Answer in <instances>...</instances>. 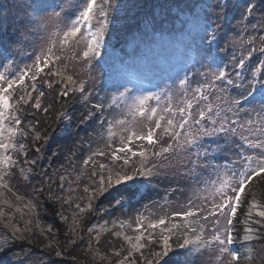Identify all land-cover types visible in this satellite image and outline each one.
Masks as SVG:
<instances>
[{"label":"snow or ice","instance_id":"obj_1","mask_svg":"<svg viewBox=\"0 0 264 264\" xmlns=\"http://www.w3.org/2000/svg\"><path fill=\"white\" fill-rule=\"evenodd\" d=\"M16 7L19 12L11 23L10 6L4 5L0 12V204L9 209L14 207L6 196V192L12 191L10 177L14 169L18 168L27 179L24 174L31 169L23 165L36 163L35 159L28 160V148L22 140L29 136L30 130L34 140L40 139V133L34 126L30 129V122H24V106L41 107L40 97L45 94L38 92L41 85L49 89L58 85L60 97L79 93L87 105L95 98L96 83L91 73L100 67L105 69L113 91H106L81 118V124L92 122L97 116L107 123L106 129L104 123L100 124L107 133L105 149L93 152L83 161L84 165L93 164L91 176L95 178L92 180L95 187L90 200L107 194L116 206H122L120 197L138 192L128 182L133 185L143 182L136 177L149 183L182 182L191 193L179 210L168 212L161 205L159 214L150 206L138 212L134 236L112 232L128 245L127 254L117 264H138L137 254L143 264L162 261L169 264L173 247L170 241L174 236L182 240L176 247L185 250V264H189V258H199L206 252L211 264H239L241 259L251 264L255 259L251 242L264 240V204L257 201L249 187L254 178L264 177V59L255 67L247 66L246 62L256 52L264 57V36L261 47L250 44L239 56L235 52L228 56L242 42L243 33L234 38L221 34L220 21L227 5L218 3L211 16L205 13L193 18L190 51L194 47L197 56L165 76L162 87L156 84L152 86L155 90H151L132 74L127 78L113 75L111 60L103 56L108 47L105 37L109 25L115 24L125 7L122 0H20ZM257 12L260 16L251 26L264 29V3L257 4L254 0H245L237 23L251 24ZM24 47H32L33 52L31 63L21 65L17 57L23 54ZM85 68L88 76L82 78ZM33 99L35 103L30 104ZM61 115L66 117L65 113ZM115 128L120 129L118 144ZM68 135L70 138L73 135L70 128ZM95 157L107 158L108 163L97 165ZM177 190L180 189H173ZM85 191L89 189L86 187ZM250 194L252 198L248 200ZM245 200L248 210L240 221L245 225L240 237L236 221ZM169 203L165 201V205ZM23 207L35 209L33 204ZM91 207L89 202L87 208ZM0 221L11 231L12 239L27 231L26 227H18L11 212L3 207ZM117 223L120 229L131 227L127 221H114L113 226ZM92 230L89 228V232ZM238 240L249 245L243 256L234 247ZM157 244L161 250L150 252L152 258H146L144 250ZM8 246L9 237L0 235V251ZM0 264H24V260L14 256L0 260Z\"/></svg>","mask_w":264,"mask_h":264},{"label":"trees","instance_id":"obj_2","mask_svg":"<svg viewBox=\"0 0 264 264\" xmlns=\"http://www.w3.org/2000/svg\"><path fill=\"white\" fill-rule=\"evenodd\" d=\"M122 2L125 7L121 9L119 19L115 21L114 25L111 23L109 25V31L105 37L108 42V47L104 50L103 56L105 60H111L113 75L118 74L127 78L132 74L143 82L145 88L151 90H155L152 86L156 84L162 87L163 78L165 76L171 74L173 70L183 68L186 63L190 62V58L194 59L197 56L194 47L191 51L190 48L188 49V44L191 43V46L193 44V26L190 28L188 25L184 35L180 32V30H182L183 20L186 18L184 16L190 12L193 13V21L194 17H203L205 13L211 16L214 7L218 3L227 5L224 19L220 21L222 24L221 34H226V38H234L238 33H243L240 37V41L242 42H238L232 48V51L227 53L228 56L232 55L233 52L239 56L241 52L249 48L250 44L257 48L262 46L261 37L264 36V29L260 27L253 29L251 26L257 23L260 12L256 13V19H251V24H249L248 21H245L243 24L237 23L241 18L240 12L245 0H122ZM254 2L261 4L264 3V0H254ZM4 5L10 6L9 23H11L13 16L19 12V9L16 7V2L14 0H0V12H3ZM212 18L214 19L215 17L212 16ZM0 20H2V17H0ZM245 25H247L246 30ZM144 29H152L150 33L154 34L151 35L152 39L150 41L144 37L142 39L137 38L138 35H142ZM249 37H254V41L250 40ZM38 43L39 41L36 42L35 46H40ZM136 45L137 48H135ZM138 45H141V48ZM223 45L224 42L221 41L220 46ZM26 50V47H24L23 54L17 57L18 60L23 59L27 53L33 52V48L31 47L28 51ZM260 59H264V57H262L259 52H256L251 61L246 62V65L255 67ZM121 62H123V64ZM97 69H102V73L97 79L98 83L96 82L95 89H93V97L95 98L91 99L87 105L79 93H70L66 97H60V87L58 85H53L51 89L46 85H41L39 88H44L45 93L43 106L38 110L31 106H24L22 117L29 118L28 122H30L31 126L35 127V131L39 132L40 135L42 134L40 136L41 139L47 137V139H44V149H46V160L44 163L47 168L52 167L56 172L61 167H66L67 170L74 169L76 171H81L85 166L83 163L85 159L93 152L105 149V145L108 142L107 133L104 129L100 128V124L104 123L106 129L107 123L97 116L94 121H86L81 124V118L87 115L88 111L91 109V105L98 102L106 91H113L109 86L105 69L97 67L94 69V72H97ZM245 74L250 75V73ZM232 94L235 95L236 93L233 92ZM30 104L33 103L30 102ZM245 107L248 106L245 105ZM61 113H65L66 117L62 116ZM47 128L51 130L49 135H46ZM69 128L73 133L71 138L68 135ZM114 131H116V128ZM116 133L115 142L118 144L120 131H116ZM32 134L30 130L27 141L32 142L31 146L34 145V149L35 142L38 143V140H33L34 134L33 136ZM44 135L45 137H43ZM50 144L51 146L49 148L48 146ZM70 147H72V152H69ZM33 149L31 150L30 148L31 151H33ZM96 158L101 160L100 163H108L107 158L95 157L94 160ZM91 163L92 162H90V164ZM52 175L54 174L52 173ZM75 176H78L79 180L86 178V175L83 176L82 173H78ZM136 180L143 182L137 185H133L132 182L128 183L134 189L138 188V192H136L135 195L125 193L120 197L122 206H116L115 201L107 194L101 196L98 204L100 206L98 207H100L99 210H106L110 213V218L108 220L106 219L110 222L109 224H113L114 221H127L131 227L126 225L124 229H134L137 213L143 211L146 206H150L151 210L157 214L161 211V205H164L165 211L171 212L172 210H179V205L185 203L186 198L191 195L187 190L188 186L182 182L177 184L175 181L170 180H153L149 183L144 181L143 177H136ZM263 181L264 177L254 178V181L249 187L251 188V186L253 187L256 185L255 183ZM37 183H40L42 187L46 189V192L42 195L43 197L48 196L54 198L53 193L49 189V184L46 183L45 179L40 178V181ZM175 188L180 190L173 191ZM257 189L260 191V188L257 187ZM63 193L65 194V191ZM6 196L12 201L7 192ZM166 200L170 202L168 205H165ZM111 201L114 202L111 204ZM151 202L157 203L153 204ZM0 207L5 208V211L9 210L8 207L3 204H0ZM52 213L53 214L50 215L44 212L41 215V218L47 217L46 219L49 221L47 223L48 227L46 228L48 231L49 228H51L49 232H53L55 229L56 218L59 220L62 219L63 216L59 208ZM27 215L33 217L32 212L27 213L26 216ZM54 215L56 217H54ZM144 215L147 216L148 213L144 212ZM68 217L72 219L70 215H68ZM177 222L179 223L180 221ZM17 226L20 227L19 225ZM117 226H119L118 223L115 227ZM80 229L84 231L82 225ZM3 230L11 233L10 230H6L3 227V222L0 221V232L6 235V232ZM78 232L85 233V231L82 232L80 230H78ZM109 237V234L105 233L98 242L103 241L104 244L113 247L110 251H116V247L121 246L123 239L116 237V242H113V238ZM173 238L170 243L174 248H177V243H182V240L175 241ZM154 246L155 245H150L149 248L144 250V256L148 253V255L145 256L146 258H152L149 253ZM122 247V251L127 249L128 245L126 242L122 244ZM6 250L0 252V256L3 255ZM40 252L44 253L45 250L43 249ZM185 256L186 253L184 250L182 256L175 259L176 264H185ZM189 264H196L195 260L189 258Z\"/></svg>","mask_w":264,"mask_h":264},{"label":"rangeland","instance_id":"obj_3","mask_svg":"<svg viewBox=\"0 0 264 264\" xmlns=\"http://www.w3.org/2000/svg\"><path fill=\"white\" fill-rule=\"evenodd\" d=\"M14 1L16 2V5L20 2L18 0ZM113 15H115V13ZM184 17L186 18L183 20L182 30H180L183 35L185 34V30H187L188 25L190 28L193 26V13L190 12L189 14H185ZM145 29L142 31V35H138L137 38L142 39L144 37L150 41L152 39L151 35L154 33H150L152 29ZM183 37L187 38L186 36ZM138 46L141 48V45ZM190 46L191 43L188 44V49ZM35 47L38 50L39 46ZM135 48H137V45ZM26 49V51H28L30 47H26ZM30 53H27L23 59L18 60L21 65L25 63H31L29 56ZM21 55L22 54H18V57ZM97 70V72H94L93 70L91 73V76L95 78V83H98L97 79L102 73V69ZM87 76L88 73L87 69L85 68L83 70L82 78H87ZM39 91L44 92V88H39L38 92ZM38 92L33 93V96L35 97ZM44 97L45 95L40 97L41 106H43ZM31 102L34 104L35 99H33ZM28 120L29 118H24V122L26 124L29 123ZM116 131L119 132L120 129L116 128ZM50 132V128H47L46 135H49ZM43 137H45V135ZM44 139L45 138L38 139L39 145L37 142H35L34 149V145L31 146L32 142L27 141L28 137L22 140L23 143L27 144L28 160L31 161L35 159L36 163L34 165H23L24 167L31 169L30 172H26L24 174L27 176V179H25L24 176L19 173L18 168L14 169V175L10 177V187L12 191L7 192L12 199L11 203L14 205V207L11 209L8 208L9 210L7 211L11 212L12 219L17 223V225L22 228L26 227L27 231L19 234L18 238L12 239L11 233L3 230L9 237V246L6 248L7 250L5 249L6 252L0 256V260L12 259L14 256H19L24 260V264H117V261L122 259L123 256L127 254L125 250L122 251V244L125 241L122 240L121 246L116 247V251H110L113 247L104 244L103 241L98 242L97 234L99 233V239H101V237L107 233L110 236L109 238H113V242H116V237L112 235V232L122 231L124 234L134 236L137 234L134 231L135 228L130 230L120 229L119 226L114 227L113 224H109L110 222L107 220L110 218V213L106 210H99L100 207H98L100 206L98 204L100 202L101 196H96L90 200L91 190L95 187V185L92 183V180L95 178L91 176L93 170L92 163L85 165L81 171H76L74 169L67 170L66 167H61L56 172V170L52 169V167L47 168L44 163L46 160ZM50 146L51 144L48 147L50 148ZM30 148L31 150L33 149V151H31ZM36 148H39L40 151L37 152L35 150ZM21 159H23V157H21ZM96 159L95 163L98 165L101 160ZM52 173L54 175H52ZM78 173H82L83 176L86 175V178L79 180L78 176H75ZM40 178L45 179L46 183L49 184V189L53 193L54 198L42 196L46 192V189L43 188L40 183H37L40 181ZM255 184L256 185L253 187L251 186L250 188L251 193H255L257 201H259L261 204H264V181ZM86 187L89 189L87 192L85 191ZM257 187L260 188V191L257 189ZM64 191L65 194L63 193ZM251 198L252 197L250 195L248 200ZM65 201H67V203H65ZM89 202L92 204L91 209L87 208ZM113 202L114 201H111V204ZM24 204H33L35 205V209L32 210L30 208H24ZM77 204H79V208L76 207ZM57 208L60 209V212L63 216L62 219L59 220L56 218L55 229L53 232H49L46 229L48 227L47 223L49 221L46 219L47 217L41 218V215L44 212L45 214L51 215L53 214V211L57 210ZM81 209H83V211H81ZM247 210L248 201L245 200L241 208L238 210L239 219L236 221V232L240 237L244 235L245 227V225L240 221L245 218ZM29 212H32L33 217L30 215L26 216V214ZM68 215H70L72 219H70ZM54 217L56 216L54 215ZM253 218H256L255 215ZM81 225L85 233L78 232V230L84 232L80 229ZM252 226L255 227L256 225ZM89 228H92L93 230L89 232ZM0 235L5 234L0 232ZM173 240L179 241L176 236H174ZM242 243L244 244L243 248L241 247ZM27 244H30L31 246ZM234 247L240 250L241 255L243 256L245 254V249L249 247V245L238 240ZM251 247L253 248V255L255 257V259L251 261V264H264V240L252 241ZM43 249L45 252L41 253L40 251ZM160 250L161 247L158 244L152 249V251ZM117 251L120 252L119 256L115 255V252ZM183 251L184 249L172 247V251L169 253L171 261H175L177 257H181ZM57 252H59L60 255H57ZM146 255H148V253H146ZM136 259L138 264H143V260L139 257V254H137ZM164 259L167 260L168 258L165 257ZM194 260L196 264H211L209 254L207 252L199 258H195ZM171 261L169 263H171ZM239 264H249V262L241 259Z\"/></svg>","mask_w":264,"mask_h":264}]
</instances>
